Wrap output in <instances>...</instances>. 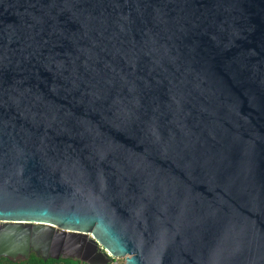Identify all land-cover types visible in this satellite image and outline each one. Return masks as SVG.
<instances>
[{"label": "water", "instance_id": "95a60500", "mask_svg": "<svg viewBox=\"0 0 264 264\" xmlns=\"http://www.w3.org/2000/svg\"><path fill=\"white\" fill-rule=\"evenodd\" d=\"M0 257L264 264V0H0Z\"/></svg>", "mask_w": 264, "mask_h": 264}, {"label": "trees", "instance_id": "16d2710c", "mask_svg": "<svg viewBox=\"0 0 264 264\" xmlns=\"http://www.w3.org/2000/svg\"><path fill=\"white\" fill-rule=\"evenodd\" d=\"M0 264H85L77 259L58 257L46 258L45 260L41 256H37L34 253H30L26 259L10 260L4 257L0 258ZM114 264H119L116 262Z\"/></svg>", "mask_w": 264, "mask_h": 264}, {"label": "rangeland", "instance_id": "374dc122", "mask_svg": "<svg viewBox=\"0 0 264 264\" xmlns=\"http://www.w3.org/2000/svg\"><path fill=\"white\" fill-rule=\"evenodd\" d=\"M116 262H119V264H123V259L121 257L114 259Z\"/></svg>", "mask_w": 264, "mask_h": 264}, {"label": "built area", "instance_id": "2783aa9c", "mask_svg": "<svg viewBox=\"0 0 264 264\" xmlns=\"http://www.w3.org/2000/svg\"><path fill=\"white\" fill-rule=\"evenodd\" d=\"M115 258H111L110 259V262L108 263V264H114V263H116V261L114 260Z\"/></svg>", "mask_w": 264, "mask_h": 264}, {"label": "flooded vegetation", "instance_id": "af4514ba", "mask_svg": "<svg viewBox=\"0 0 264 264\" xmlns=\"http://www.w3.org/2000/svg\"><path fill=\"white\" fill-rule=\"evenodd\" d=\"M0 224H1V223H0ZM30 253H34V252H33L32 250H30V251H29V254H30ZM0 258H1V257H0ZM4 258H5V257H4ZM7 259H9V258H7ZM10 260H12V259H10Z\"/></svg>", "mask_w": 264, "mask_h": 264}, {"label": "bare ground", "instance_id": "6f19581e", "mask_svg": "<svg viewBox=\"0 0 264 264\" xmlns=\"http://www.w3.org/2000/svg\"><path fill=\"white\" fill-rule=\"evenodd\" d=\"M118 258V257H117Z\"/></svg>", "mask_w": 264, "mask_h": 264}]
</instances>
